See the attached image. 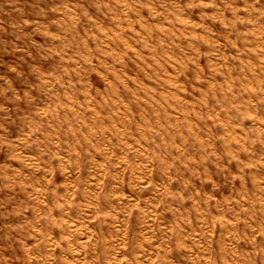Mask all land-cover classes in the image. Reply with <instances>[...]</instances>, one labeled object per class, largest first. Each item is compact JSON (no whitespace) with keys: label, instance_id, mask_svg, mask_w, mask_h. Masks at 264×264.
<instances>
[{"label":"rangeland","instance_id":"1","mask_svg":"<svg viewBox=\"0 0 264 264\" xmlns=\"http://www.w3.org/2000/svg\"><path fill=\"white\" fill-rule=\"evenodd\" d=\"M0 264H264V0H0Z\"/></svg>","mask_w":264,"mask_h":264}]
</instances>
